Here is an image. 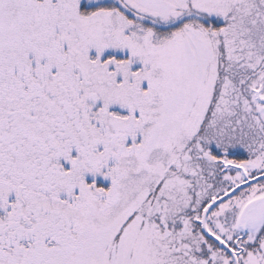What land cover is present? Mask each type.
<instances>
[{
  "label": "snow or ice",
  "instance_id": "obj_1",
  "mask_svg": "<svg viewBox=\"0 0 264 264\" xmlns=\"http://www.w3.org/2000/svg\"><path fill=\"white\" fill-rule=\"evenodd\" d=\"M0 264H264V0H0Z\"/></svg>",
  "mask_w": 264,
  "mask_h": 264
}]
</instances>
